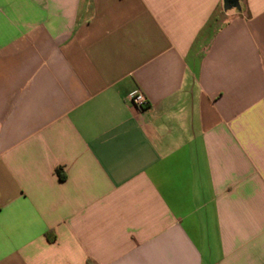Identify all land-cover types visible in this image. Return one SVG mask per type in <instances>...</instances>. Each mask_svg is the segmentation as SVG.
Masks as SVG:
<instances>
[{"label":"crops","instance_id":"0c3cea01","mask_svg":"<svg viewBox=\"0 0 264 264\" xmlns=\"http://www.w3.org/2000/svg\"><path fill=\"white\" fill-rule=\"evenodd\" d=\"M240 6L0 0V264H264V0Z\"/></svg>","mask_w":264,"mask_h":264},{"label":"built area","instance_id":"2783aa9c","mask_svg":"<svg viewBox=\"0 0 264 264\" xmlns=\"http://www.w3.org/2000/svg\"><path fill=\"white\" fill-rule=\"evenodd\" d=\"M129 102L133 107H135L139 110H143L144 108H146L149 105L148 100L146 99V97L144 96V94L141 91L134 92L130 96Z\"/></svg>","mask_w":264,"mask_h":264},{"label":"water","instance_id":"95a60500","mask_svg":"<svg viewBox=\"0 0 264 264\" xmlns=\"http://www.w3.org/2000/svg\"><path fill=\"white\" fill-rule=\"evenodd\" d=\"M242 0H224V10L241 9L240 3Z\"/></svg>","mask_w":264,"mask_h":264},{"label":"trees","instance_id":"16d2710c","mask_svg":"<svg viewBox=\"0 0 264 264\" xmlns=\"http://www.w3.org/2000/svg\"><path fill=\"white\" fill-rule=\"evenodd\" d=\"M60 178H61V179H64V176L61 175Z\"/></svg>","mask_w":264,"mask_h":264}]
</instances>
